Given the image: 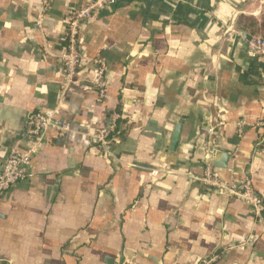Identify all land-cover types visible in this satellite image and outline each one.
<instances>
[{
    "label": "crops",
    "instance_id": "obj_1",
    "mask_svg": "<svg viewBox=\"0 0 264 264\" xmlns=\"http://www.w3.org/2000/svg\"><path fill=\"white\" fill-rule=\"evenodd\" d=\"M93 1L0 0V169L12 145L28 143L30 114L57 106L65 14ZM263 12L264 0H115L82 24L84 64L57 117L70 129L49 130L31 176L0 197V264H202L214 255V264H264V154L253 156L264 58L235 28L239 15ZM97 58L108 84L101 104ZM115 111L124 134L106 157L88 135ZM214 121L223 124L212 164L215 152L229 160L213 172L238 185L251 171L259 218L198 180L203 128Z\"/></svg>",
    "mask_w": 264,
    "mask_h": 264
},
{
    "label": "built area",
    "instance_id": "obj_2",
    "mask_svg": "<svg viewBox=\"0 0 264 264\" xmlns=\"http://www.w3.org/2000/svg\"><path fill=\"white\" fill-rule=\"evenodd\" d=\"M45 2V6H47L48 1ZM114 2L115 0H95L84 7L70 10L66 13L64 20L67 25V29L64 31V43L66 45L63 48V53L59 57V64L63 75V84L59 101L57 106L53 109L38 110L31 113L26 121L23 136L28 143L25 147H21L20 144L17 143L8 149L6 158L0 169V197L16 184L27 180L31 176L27 171V167L38 153L41 145L45 142L49 130L55 129L59 136L69 131V125L58 124L57 117L61 113L64 95L72 83L73 75L84 64V56L78 40L80 26L92 20L96 12L108 8ZM36 24L40 26V21H37ZM238 36L243 38L241 34H238ZM246 46L254 55L259 58H264L263 39L260 37L249 38L246 41ZM91 63H93L95 67L92 86L96 92V102L101 104L108 94L106 64L100 58L92 60ZM118 119L119 114L116 111L112 112L111 120L108 125L98 128L88 135L92 144L103 156L113 157L109 140L115 131ZM222 124V121H214L212 125L203 128L204 134L207 137V142L205 157L203 159V174L198 180L209 188L220 189L228 196L238 198L252 209L255 217L259 218L262 209V201L254 191L252 172L249 171L248 176L238 185L223 184L213 172V150L217 141L218 130ZM235 126L237 128V135L240 136L247 125L243 121H240ZM256 126L262 129V134L254 144L253 156H260L264 154V120L258 121ZM247 242H251V238H249ZM218 258V255H214L202 264H214Z\"/></svg>",
    "mask_w": 264,
    "mask_h": 264
},
{
    "label": "trees",
    "instance_id": "obj_3",
    "mask_svg": "<svg viewBox=\"0 0 264 264\" xmlns=\"http://www.w3.org/2000/svg\"><path fill=\"white\" fill-rule=\"evenodd\" d=\"M63 25L64 28L67 29V25L65 22L63 23ZM235 28L245 32L249 36V38L260 37L264 40V12L260 15L259 18H255L251 15H239L235 22ZM65 45L66 44H64V47ZM120 122L121 119H118L115 131L109 140L112 151L117 144L118 139H120L124 134V131L120 129L119 126Z\"/></svg>",
    "mask_w": 264,
    "mask_h": 264
},
{
    "label": "water",
    "instance_id": "obj_4",
    "mask_svg": "<svg viewBox=\"0 0 264 264\" xmlns=\"http://www.w3.org/2000/svg\"><path fill=\"white\" fill-rule=\"evenodd\" d=\"M245 37L247 39H249V37L247 35H245ZM180 132H181V124H178L175 129H174V132H173V136H172V139H171V149L174 150L178 143H179V138H180ZM216 157H220L221 161L219 163H216L215 162V158ZM229 160V156L228 155H221V153H218V152H215L214 153V158H213V165L215 167H222V168H225L226 165H227V162Z\"/></svg>",
    "mask_w": 264,
    "mask_h": 264
}]
</instances>
